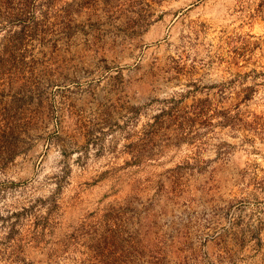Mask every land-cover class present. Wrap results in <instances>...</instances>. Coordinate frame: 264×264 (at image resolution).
Returning <instances> with one entry per match:
<instances>
[{"label":"rangeland","instance_id":"obj_1","mask_svg":"<svg viewBox=\"0 0 264 264\" xmlns=\"http://www.w3.org/2000/svg\"><path fill=\"white\" fill-rule=\"evenodd\" d=\"M0 264H264V0H0Z\"/></svg>","mask_w":264,"mask_h":264}]
</instances>
